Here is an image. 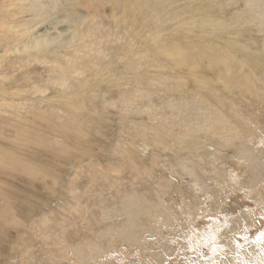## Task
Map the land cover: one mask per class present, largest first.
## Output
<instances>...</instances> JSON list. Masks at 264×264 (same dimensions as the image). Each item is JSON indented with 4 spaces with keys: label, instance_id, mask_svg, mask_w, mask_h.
<instances>
[{
    "label": "rangeland",
    "instance_id": "obj_1",
    "mask_svg": "<svg viewBox=\"0 0 264 264\" xmlns=\"http://www.w3.org/2000/svg\"><path fill=\"white\" fill-rule=\"evenodd\" d=\"M0 264H264V0H0Z\"/></svg>",
    "mask_w": 264,
    "mask_h": 264
},
{
    "label": "bare ground",
    "instance_id": "obj_2",
    "mask_svg": "<svg viewBox=\"0 0 264 264\" xmlns=\"http://www.w3.org/2000/svg\"><path fill=\"white\" fill-rule=\"evenodd\" d=\"M76 1V0H75ZM73 2V1H72ZM75 4V3H74ZM73 4V5H74ZM206 5V4H205ZM43 6V5H42ZM69 8V7H68ZM72 8V7H71ZM63 8H61V10H62ZM65 9V8H64ZM74 9V8H73ZM41 10H42V7H41ZM71 9L69 8V11H70ZM45 12V11H44ZM51 16V15H50ZM34 17V16H33ZM46 17V16H45ZM205 17H206V15H205ZM67 17L65 16V19H66ZM70 18V17H69ZM71 19V18H70ZM67 20V19H66ZM31 21H32V19H31ZM30 20H29V22H31ZM204 22H207V23H209L207 20H205V18H204V20H203ZM41 23H43V21L41 22ZM32 24V23H31ZM24 25H26V24H24ZM27 26V25H26ZM33 27V26H32ZM30 32V31H29ZM28 33V32H27ZM30 36V35H29ZM45 42H48V40H45ZM49 42H52V41H49ZM26 46V45H25ZM213 60H214V58H213ZM215 60H216V56H215ZM9 93V92H8ZM7 95V94H6ZM15 96H17L16 94H15ZM70 104H73V103H68V105H70ZM183 111V110H182ZM189 112V111H188ZM188 114V113H187ZM186 114V115H187ZM200 114H198V115H196V116H199ZM200 117V116H199ZM203 117V116H202ZM192 121V120H191ZM188 125V123L185 125V126H187ZM187 137V138H186ZM188 139V138H190V136H185L184 138H183V140L184 139ZM199 139V138H198ZM192 143H193V141H192Z\"/></svg>",
    "mask_w": 264,
    "mask_h": 264
},
{
    "label": "crops",
    "instance_id": "obj_3",
    "mask_svg": "<svg viewBox=\"0 0 264 264\" xmlns=\"http://www.w3.org/2000/svg\"><path fill=\"white\" fill-rule=\"evenodd\" d=\"M182 69H183V68H182ZM192 72H193V68H192V70H189V71H187V70H184V72H183V73H184L185 75H187V76H188V75H191V74H192ZM187 115H188V116H190L189 114H187ZM187 123H188V122L186 121V122H185V124H184V126H185ZM142 148H143V147H142Z\"/></svg>",
    "mask_w": 264,
    "mask_h": 264
}]
</instances>
